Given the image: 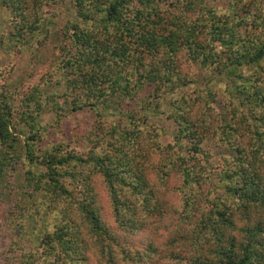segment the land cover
I'll return each instance as SVG.
<instances>
[{
	"label": "trees",
	"instance_id": "obj_1",
	"mask_svg": "<svg viewBox=\"0 0 264 264\" xmlns=\"http://www.w3.org/2000/svg\"><path fill=\"white\" fill-rule=\"evenodd\" d=\"M63 4L72 19L52 34L60 54L40 83L24 94L0 73V207L32 204L15 215L11 264H264V0H0L13 31L0 47L43 46ZM191 66L230 83L220 116L209 89L174 95L193 84ZM145 90L150 113L174 95L172 143L122 109ZM65 108L94 124L42 145L40 115L58 124ZM206 139L233 153L217 166V198L197 159Z\"/></svg>",
	"mask_w": 264,
	"mask_h": 264
},
{
	"label": "rangeland",
	"instance_id": "obj_2",
	"mask_svg": "<svg viewBox=\"0 0 264 264\" xmlns=\"http://www.w3.org/2000/svg\"><path fill=\"white\" fill-rule=\"evenodd\" d=\"M230 0H209V4L216 6L219 9H223L226 3ZM165 9V6L163 7ZM55 18L53 19L55 25L48 26L49 33L44 34V45L39 47L37 40L33 39L30 44L22 47L20 52L7 51L5 46L0 47V73L2 77H10V87L19 89L22 93L27 94L29 91L36 87L40 83L42 76H46L49 71V65L53 59L57 57L59 52V45L62 37L52 36L53 33L59 32L66 25L68 20L72 19V10L68 5H60L56 8ZM60 33V32H59ZM13 34L10 20L7 18L5 10H0V37L2 35L10 36ZM18 53V54H17ZM190 73L194 79L193 84L186 87H180L173 90L174 95L186 93L192 94L193 90H211L216 98V102L212 105L215 113L219 116L223 114V97L222 92L228 89L230 83L226 79H220L213 77L208 72L198 68L196 66L190 67ZM50 93H60V89L51 91ZM147 93L145 90L141 92L135 100L125 102L122 104V109L127 112L133 113L134 116H142L146 114L145 118L149 124H154L158 128L163 130V135L159 136V141L162 143H172L174 128L169 120H166V114L168 112V103L171 99L172 93H164L162 97L157 101L155 111L152 113L144 111V105L147 102ZM62 111L61 118L58 124H55V113L44 112L40 115L38 125L44 127V135L42 136V145H53L58 141H65L69 139L70 135L77 132L88 131L94 124V113L91 111L81 110L76 113H69L68 109ZM201 148L205 156L198 155L197 159L200 165L205 167L211 165L214 169L211 171L209 177L210 183H206L203 189L207 188L210 191L212 197L217 198L221 196V190L216 185L218 180L219 164H221V157L231 156L226 147L215 146L210 140H204L201 143ZM102 198V211L103 219L106 223H111V217L108 209V202L104 196ZM32 204L29 201H22L19 196H13L10 199L9 204H3L0 207V264L14 263L20 255V251L17 247L11 245L15 240L14 225L16 224L15 215L19 213L23 208L31 207ZM27 230L30 232L29 224L25 223ZM148 232H144L143 236L148 237ZM140 241H143V237L138 236ZM138 237L133 240L135 245L139 244ZM159 242V241H158ZM19 249L24 253L33 252V242L20 241L18 243ZM141 247V246H139ZM159 254V253H158ZM159 255L157 257L156 264H162L163 260ZM90 264H98L94 255L90 256Z\"/></svg>",
	"mask_w": 264,
	"mask_h": 264
}]
</instances>
